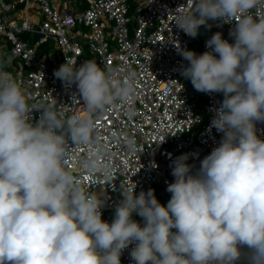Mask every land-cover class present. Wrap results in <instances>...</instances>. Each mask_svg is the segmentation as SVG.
I'll return each mask as SVG.
<instances>
[{
	"label": "clouds",
	"instance_id": "obj_1",
	"mask_svg": "<svg viewBox=\"0 0 264 264\" xmlns=\"http://www.w3.org/2000/svg\"><path fill=\"white\" fill-rule=\"evenodd\" d=\"M258 8L264 0H187L175 10V25L192 38L210 20L236 21L234 43L216 32L206 42L212 51L197 55L176 45L188 61L182 75L195 90L223 93L212 120L223 136L195 174L187 154L173 161L166 206L153 189L123 191L111 223L102 220L97 194L86 193L67 169L66 146L94 145L97 154L79 166L111 183L109 166L98 163L92 117L131 100L134 74L113 84L95 61L76 67L66 60L54 75L76 84L87 114L64 119L52 106H30L0 63V264H121L134 242L136 264H236L243 246L249 264H264V140L256 128L264 122V16L252 14ZM34 109H43L35 124Z\"/></svg>",
	"mask_w": 264,
	"mask_h": 264
},
{
	"label": "built area",
	"instance_id": "obj_2",
	"mask_svg": "<svg viewBox=\"0 0 264 264\" xmlns=\"http://www.w3.org/2000/svg\"><path fill=\"white\" fill-rule=\"evenodd\" d=\"M186 4L187 0H0V63L30 106H52L64 119L87 114L76 84L54 75L66 60L76 67L95 61L113 84L134 74L131 100H117L92 117L94 137H99L98 163L109 166L111 183L102 172L89 173L79 166L89 152L97 154L94 145L69 140L66 146L67 169L86 193L97 194L103 202L102 220L108 223L123 191L135 188L138 195L153 189L159 203L170 200L167 186L174 182L173 161L187 154L195 174L221 142L223 133L212 120L223 93L199 92L182 75L188 61L177 46L192 51L194 40L199 55L212 51L206 42L213 36L198 41V36L192 38L175 25V10ZM192 7L190 2L184 10ZM252 14L264 16V8ZM208 22L223 39L235 42V20ZM42 111L34 109L30 122L37 123ZM256 128L264 140V122L257 121ZM132 218L143 226L142 217L133 213ZM134 247L135 242L122 251L121 264H136L130 255ZM241 252L236 264H249L247 246Z\"/></svg>",
	"mask_w": 264,
	"mask_h": 264
},
{
	"label": "rangeland",
	"instance_id": "obj_3",
	"mask_svg": "<svg viewBox=\"0 0 264 264\" xmlns=\"http://www.w3.org/2000/svg\"><path fill=\"white\" fill-rule=\"evenodd\" d=\"M208 25L209 22H208ZM208 25H202L199 29V34L197 35L198 36V41H203L205 40L207 37L213 35L216 33L215 29L212 28V27H209ZM211 26V25H210ZM196 41L193 40L192 42V46H191V49L192 51H194L195 53H197L196 49H195V45H196ZM200 167H198V170H199Z\"/></svg>",
	"mask_w": 264,
	"mask_h": 264
},
{
	"label": "trees",
	"instance_id": "obj_4",
	"mask_svg": "<svg viewBox=\"0 0 264 264\" xmlns=\"http://www.w3.org/2000/svg\"><path fill=\"white\" fill-rule=\"evenodd\" d=\"M169 200H163L160 204L166 206Z\"/></svg>",
	"mask_w": 264,
	"mask_h": 264
}]
</instances>
